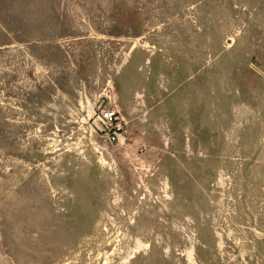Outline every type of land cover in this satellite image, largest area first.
Segmentation results:
<instances>
[{"label":"rangeland","instance_id":"374dc122","mask_svg":"<svg viewBox=\"0 0 264 264\" xmlns=\"http://www.w3.org/2000/svg\"><path fill=\"white\" fill-rule=\"evenodd\" d=\"M0 264H264V0H0Z\"/></svg>","mask_w":264,"mask_h":264},{"label":"built area","instance_id":"2783aa9c","mask_svg":"<svg viewBox=\"0 0 264 264\" xmlns=\"http://www.w3.org/2000/svg\"><path fill=\"white\" fill-rule=\"evenodd\" d=\"M117 113L114 110H103L99 114V121L103 124L105 131V139L109 143L118 140L120 127L117 126Z\"/></svg>","mask_w":264,"mask_h":264}]
</instances>
